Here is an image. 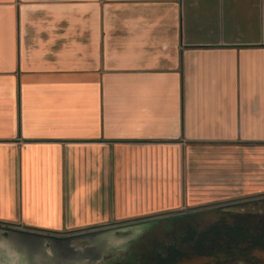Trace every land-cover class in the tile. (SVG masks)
I'll list each match as a JSON object with an SVG mask.
<instances>
[{
    "label": "crops",
    "instance_id": "1",
    "mask_svg": "<svg viewBox=\"0 0 264 264\" xmlns=\"http://www.w3.org/2000/svg\"><path fill=\"white\" fill-rule=\"evenodd\" d=\"M261 198L264 0H0V224Z\"/></svg>",
    "mask_w": 264,
    "mask_h": 264
},
{
    "label": "rangeland",
    "instance_id": "2",
    "mask_svg": "<svg viewBox=\"0 0 264 264\" xmlns=\"http://www.w3.org/2000/svg\"><path fill=\"white\" fill-rule=\"evenodd\" d=\"M107 242L113 248L98 264H264V198L236 199Z\"/></svg>",
    "mask_w": 264,
    "mask_h": 264
},
{
    "label": "water",
    "instance_id": "3",
    "mask_svg": "<svg viewBox=\"0 0 264 264\" xmlns=\"http://www.w3.org/2000/svg\"><path fill=\"white\" fill-rule=\"evenodd\" d=\"M175 216L54 234L0 224V264H98L115 234L147 229ZM106 241V242H105Z\"/></svg>",
    "mask_w": 264,
    "mask_h": 264
}]
</instances>
